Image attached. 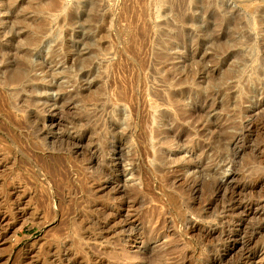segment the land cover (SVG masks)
Masks as SVG:
<instances>
[{"label":"rangeland","instance_id":"obj_1","mask_svg":"<svg viewBox=\"0 0 264 264\" xmlns=\"http://www.w3.org/2000/svg\"><path fill=\"white\" fill-rule=\"evenodd\" d=\"M19 2L0 13V264H211L179 221L221 230L230 180L260 203L245 226L264 227V0ZM161 114L178 128L160 161ZM111 214L98 242L83 235ZM261 237L217 264H264Z\"/></svg>","mask_w":264,"mask_h":264},{"label":"bare ground","instance_id":"obj_2","mask_svg":"<svg viewBox=\"0 0 264 264\" xmlns=\"http://www.w3.org/2000/svg\"><path fill=\"white\" fill-rule=\"evenodd\" d=\"M36 1H39V0H36ZM43 1V0H42ZM41 2V1H40ZM23 2H19L18 4H17V0H0V13H3L4 12V14H8V13H11V8L12 7H16V9H19V11H20V9H22V12H23V10H24V6H23ZM26 9V8H25ZM14 11V10H13ZM18 10H17V12H19ZM24 11H26V10H24ZM21 13V12H20ZM7 17V16H6ZM16 17V16H15ZM71 19H72V17H71ZM3 21V20H2ZM1 53V52H0ZM2 53H3V51H2ZM4 54V53H3ZM6 54H8V53H6ZM6 56V55H5ZM3 57V56H2ZM4 59V58H3ZM6 59V58H5ZM3 61V60H2ZM7 64V63H6ZM6 66H8V64L6 65ZM5 68H7V67H5ZM16 69V68H15ZM25 78H26V70H22V69H18L17 68V70H14V71H12L11 72V74H10V77H9V81L10 82H16V83H18L19 85H21V86H23V91H30L31 90V88L29 87V86H27L26 85V82H25ZM27 100V99H26ZM38 100V99H37ZM37 100H34V102H36ZM25 101V100H24ZM26 102V101H25ZM170 102H172V100L170 99V101L168 102V103H170ZM37 103V102H36ZM164 103H166L165 101H163L161 104L162 105H164ZM146 119H147V121H148V117H146ZM166 121V122H164V124H163V126H160L159 124H161V123H158V126L157 127H155V128H153V130L151 131V133H150V137H152V139H156V138H158V137H162V147H157L156 148V146L155 147H153L152 146V148H153V152L155 153V154H153V156L154 157H156V158H158V160H160L161 161V159H163V157L162 156H164L165 155V153H166V151L168 150V148H169V145H170V142H171V139H170V137H169V135L172 133V132H174V130H176L177 128H178V125L177 124H174V122H172L171 124L169 123V118L166 116V115H164V114H161L158 118H153V120L152 121ZM166 123V124H165ZM131 129H132V127H130ZM129 128V129H130ZM161 128V129H160ZM146 133V132H145ZM149 133H146V135H148ZM152 148H151V150H152ZM149 152H151L150 150L148 151V154H149ZM162 157V158H161ZM157 160V159H156ZM157 160V161H158ZM164 161H165V159H164ZM164 161H163V163H164ZM161 168V167H160ZM162 169V168H161ZM229 177V176H228ZM233 179V178H232ZM234 182V181H233ZM237 183V182H236ZM239 183V182H238ZM193 188V187H192ZM225 188H228V191H230L229 192V194H228V202H226V203H224V207H223V209H222V207H221V209L223 210L222 211V214H223V216H222V218L220 219V223H219V225L221 224V226H223L222 227V229L220 230V228H217V227H215V228H208V229H202L201 227H199V222H197V220H193V219H191V218H184V219H182L181 221H179V223L180 222H182L183 224L182 225H184V224H186V225H189V227L192 229V230H194V231H199L200 233H201V235L203 234V238L206 240V242H209V243H211L212 244V246H213V248L214 249H212V251L214 250V252H216L217 254L218 253H221L222 251L223 252H227V251H225V250H229V249H234L236 246H237V244L240 242V240H241V242H242V240H243V245L245 246V249L247 248V246L248 245H250L252 242H254L256 239L258 240V239H260V237H258V233H260V232H262L263 230H264V227L262 226V225H260V226H258V227H255V228H253V229H248L246 226H245V222H246V216H248L249 215V210H248V208L247 207H249L250 209L253 207V206H255V205H258V204H260V203H256V202H252L251 200H250V203H246L245 204V202H243L242 200H241V197H240V195H242V190L240 189V187L239 186H232V184H231V180H230V182L229 181H226V182H220V183H218V186L216 187V190H217V196L220 194V193H222L223 192V190L225 189ZM247 189V188H246ZM249 200H247V202H248ZM258 202V201H257ZM260 207H262V205H260ZM256 208H257V206H256ZM255 208V209H256ZM220 209V210H221ZM239 210H241L240 212H238ZM256 210H258V209H256ZM252 211V210H251ZM260 212H258L257 214H255V216H257L258 218H260V217H262V216H264V208H262V209H260L259 210ZM111 216L113 217L112 219H106V220H100V219H98L97 217V219L95 220V219H90L91 220V224L92 225H89L90 223H89V218H88V220H87V218H86V220H87V222L85 223V225L87 226V225H89V226H93V231H94V234L93 233H90V232H84L83 233V235H85L86 237H88V239H93V240H99L100 238L99 237H101V235H102V233L103 232H105V230L106 229H108V228H112V225H111V222H114V217H116V214L114 215V214H111ZM111 216L109 217V215H108V217L109 218H111ZM256 217V218H257ZM78 218H79V220H83L82 219V216H78ZM93 218V217H92ZM147 218H149V217H147ZM255 218V217H254ZM102 219V218H101ZM104 219V218H103ZM249 219V218H248ZM116 223V222H115ZM123 223V222H122ZM121 224V223H120ZM116 227V226H115ZM114 227V232H116L117 230H119V229H121V232H126V231H128L127 229L129 228L130 229V227H131V229H134V228H132L133 227V224L132 223H130L129 221H125L123 224H122V226L120 227V228H115ZM119 227V226H118ZM185 227V226H184ZM186 227H188V226H186ZM212 227V226H211ZM190 228H188V229H190ZM234 228H236V229H234ZM136 229V228H135ZM137 230V229H136ZM168 230H170V229H168ZM132 231V230H131ZM257 231H260V232H257ZM123 232V233H124ZM133 233V232H132ZM198 233V232H197ZM125 234V233H124ZM124 234H123V236H124ZM128 234V233H127ZM134 234V233H133ZM136 234V233H135ZM264 234V233H263ZM96 235V236H95ZM129 235H130V233H129ZM262 235V234H261ZM93 236H95V237H93ZM127 236V235H126ZM104 237V236H103ZM125 238V237H124ZM264 238V235L261 237V239H263ZM104 239H106V238H104ZM127 240H129V239H127ZM257 240L255 241L256 243H257ZM264 240V239H263ZM95 241V242H96ZM262 241V240H261ZM98 242V241H97ZM264 242V241H263ZM205 244V243H204ZM252 245H253V243H252ZM83 250H85L84 248H82ZM264 251V250H263ZM102 252H104V251H102ZM170 252V251H169ZM260 253H261V251H260ZM75 254V253H74ZM81 254V253H80ZM83 254V253H82ZM85 254V253H84ZM87 254V253H86ZM90 254V253H89ZM113 254V253H112ZM125 254V253H124ZM124 254H122L123 256H124ZM214 255L211 259H212V263L211 264H217V260L219 259V258H221L222 256H219V255ZM57 255V256H56ZM56 255H49V256H51V258H53V261L52 262H56L55 260H54V257L57 259V261L60 263V264H84V263H82L83 261H82V259L81 258H83L85 255H79V256H83V257H77V256H73V254L72 253H70V252H66V253H60V252H56ZM77 255V254H76ZM88 255V254H87ZM92 255V254H91ZM91 255H89V256H91ZM121 255V256H122ZM126 255V254H125ZM252 255H254V254H252V253H246L245 254V257H244V260H245V262H248L249 260H253L252 262H253V264H256L255 263V260H256V258H258V257H253ZM109 256V255H108ZM113 256V255H112ZM152 256V255H151ZM86 257V256H85ZM93 257H94V255H93ZM92 257V258H93ZM95 257H98L99 258V256H96L95 255ZM95 257H94V259H92L93 261H96L97 259H95ZM114 257V256H113ZM120 257V256H119ZM124 257H127V256H124ZM150 257V256H149ZM160 257V256H159ZM88 258H90V257H88ZM101 258V257H100ZM110 258H111V256H110ZM148 258V257H147ZM117 259V258H116ZM115 259V260H116ZM120 258H118L117 260H119ZM127 259V258H126ZM158 258L157 257H153V259L151 258V264H160L158 261H156ZM50 260V259H49ZM48 259H47V261H49ZM89 260V259H88ZM105 260V259H104ZM261 260L263 261L264 260V252L262 253V255H261ZM126 261V260H125ZM132 261V260H131ZM149 261V260H148ZM147 261V262H148ZM91 262V261H90ZM96 262H99V263H101L102 261H96ZM95 262V263H96ZM117 262V261H116ZM122 262V259H120V261H119V263H121ZM129 262V261H128ZM135 262V261H134ZM162 262V261H161ZM250 262V261H249ZM58 263V264H59ZM92 263V262H91ZM94 263V264H95ZM98 263V264H99ZM118 263V262H117ZM117 263H114V264H117ZM150 263V262H149ZM148 263V264H149ZM50 264H51V262H50ZM93 264V263H92ZM97 264V263H96ZM106 264V263H105Z\"/></svg>","mask_w":264,"mask_h":264}]
</instances>
